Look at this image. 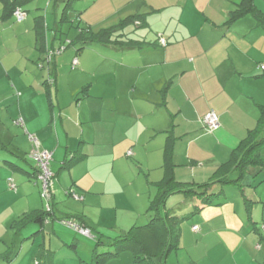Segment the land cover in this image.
<instances>
[{
	"label": "crops",
	"instance_id": "obj_1",
	"mask_svg": "<svg viewBox=\"0 0 264 264\" xmlns=\"http://www.w3.org/2000/svg\"><path fill=\"white\" fill-rule=\"evenodd\" d=\"M240 1L75 0L68 12L72 22L63 23L59 13L66 0L54 3L52 22L48 9L53 0H47L39 39L35 17L42 13L30 12L27 5L32 1L24 7L26 19L18 22L10 1L0 0V195L22 201L16 218L45 208L40 182L34 178L35 161L28 157L32 145L21 153L34 135L41 149L53 152L57 218L49 217L32 239L21 235L15 243L10 229L12 240L5 249L12 246L13 256L0 264H34L42 250L53 252L54 264H91L93 241L73 245V233L59 219L82 213L105 234L143 227L151 217L147 209L156 195L155 183L165 176V150L174 177L198 185L229 162L235 149L241 151L244 140L257 135L264 105V27L253 13L231 19ZM253 5L256 12H264V0H253ZM134 14L143 18L137 28L131 23L125 30L141 44L80 52L70 46L47 65L49 50L68 46L67 40L77 35L74 24L97 30ZM68 23L75 29L72 37L63 35ZM75 57L79 64L72 69ZM211 110L218 114L219 126L207 132L202 117ZM16 138H21L19 143ZM72 153L80 159L63 169ZM140 160L150 169L158 167L162 178L144 177ZM10 178L15 189L9 187ZM245 180L244 193L236 191L235 184L226 185L217 207L203 205L190 216L209 210L211 217L180 225L174 252L178 264H222L220 229L229 223L234 236L227 244L237 247L231 264H264V175L247 174ZM226 191L239 193L231 212L220 208ZM217 217L224 222L218 227L211 221ZM142 220L147 222L140 224ZM194 225L201 230L193 231ZM104 264H133V254L123 250Z\"/></svg>",
	"mask_w": 264,
	"mask_h": 264
},
{
	"label": "trees",
	"instance_id": "obj_2",
	"mask_svg": "<svg viewBox=\"0 0 264 264\" xmlns=\"http://www.w3.org/2000/svg\"><path fill=\"white\" fill-rule=\"evenodd\" d=\"M7 1H10L11 14L14 15L15 9L18 7H21L27 12L24 7L33 0ZM74 1L75 0H66L65 7L63 8V12L61 13L59 19L60 22L64 23L70 21L68 18V12L70 8L73 7ZM248 13H253L259 24L264 27V12H256L253 0H241L236 9L232 12L231 19L236 20ZM44 18V14H39L35 17L37 20L36 28L39 33V39H41L43 35ZM142 18L143 17H141L140 14H134L125 17L117 24L100 28L98 31L94 30L91 26L86 27L78 22L76 25H73V27L77 29L78 33L68 43V46L49 50V61L47 65L49 66L56 56L61 54L65 48L70 46H73L76 52H80L85 48H105L107 45L123 44L130 46L134 43L141 44L138 40L135 41L128 38V32L125 28L131 23L136 27V22ZM15 19L17 20L16 17ZM162 40L163 39H161V42ZM74 59L71 65L72 69H76L79 64V62L78 64H74ZM48 66H46V68H48ZM52 80L53 79H51V81ZM83 93L84 90L78 97L82 96ZM259 124L260 126L257 128V135L250 136L252 138L251 140H249V138L244 140L242 143L244 147L241 151L236 153L238 148L235 149L233 153L234 156L229 162L223 163L218 171H216L207 182L198 185L188 186L186 185L187 183L179 182L174 177L173 164L167 150H165V161L163 165L165 168V176L155 183L157 189L156 195L149 202L147 209V211L151 214V217L143 227L134 225L125 232L105 234L98 231L92 224H90L85 215L82 213L72 214L68 217L59 219V221L73 231V236L75 238L73 245H78V241L81 240L79 235L84 236L85 239L93 241L94 258L91 264H104V262H106L109 258L119 255L123 250L132 252L133 264H167L169 255L178 249V240L181 229L180 225L185 221V219L197 213V211L201 209L202 205L218 204L220 200H222V192L225 190L226 185L235 184V186L240 187V191L244 193V189L247 186L246 183H244V179L247 174H251L252 176L264 175V160L260 156V150L262 146H264V105H262V116L259 119ZM171 137L172 135L168 133L167 139L170 140ZM31 150L28 153V157L33 159L30 156ZM79 159L80 156H77L76 153H72L70 157L64 161L62 168H69ZM32 167L35 168L34 178L40 182L41 194V181L37 177L38 168L36 161L35 166L32 165ZM50 168L52 170L51 163ZM52 172L54 173L53 181L55 182L56 173L53 170ZM73 195L75 194L71 193V196ZM172 195H180L181 198H184L185 200L182 199L183 201L177 208H168L166 203L168 198ZM42 199L45 201L43 197ZM53 200L54 188L52 190V198L49 204L50 209L47 207V203L45 201V208L37 209L30 213H24L19 218L13 220L10 226V229L13 231V243L22 237L32 239L37 233L43 230V227L49 220V217L57 219L53 212ZM245 201L249 204L247 196H245ZM247 210L249 214L250 208L247 207ZM68 223L75 224L80 228L88 229L90 234L87 236L83 235L74 227H70ZM194 226L192 227L193 231L199 232L201 230L199 227L198 230H194ZM261 227L263 230L262 236L264 237V224ZM141 229L144 231L139 233ZM13 250L14 248L9 246L5 252L0 253V260L5 262L10 261L13 256ZM48 251H40L34 264H54L53 252L51 250ZM188 264L196 263L191 261Z\"/></svg>",
	"mask_w": 264,
	"mask_h": 264
},
{
	"label": "rangeland",
	"instance_id": "obj_3",
	"mask_svg": "<svg viewBox=\"0 0 264 264\" xmlns=\"http://www.w3.org/2000/svg\"><path fill=\"white\" fill-rule=\"evenodd\" d=\"M54 3H56V0H53V4L51 5L50 9H48V7H47V0H44L41 3H40L39 0H34L31 3H29L27 6H28L30 12H32V13L38 10V12H41L43 14L44 11L48 9L49 21L52 22L53 21V13L52 12H53V9H54ZM64 5H65V3H62L61 4L59 16H61V13H62V10H63ZM99 29L100 28H98L97 31ZM63 31H64L63 32L64 33L63 35H66V37H72L74 35L75 29H71L69 27V23H68V24H66V25L63 26ZM67 41H68V43L70 42V40H67ZM1 127L2 126H1V122H0V130H1ZM1 138L3 140L5 138H7V137H1ZM20 139L21 138H16L15 141L19 143V140ZM7 140L9 141V139H7ZM31 145H32L31 142H28V140H27V142L25 141L24 148H21V150H23V152H21V153L28 152V150H30V148H31ZM158 152H159V150H157V153ZM262 154L264 156V150H263ZM135 163H136V165L139 164V162H137V160H135ZM152 163H154V160H152ZM140 166L142 167V170H143L142 171V175L144 177H146L148 179L150 178V180H153V181L159 180V179L162 178L161 177L162 175L161 176L159 175L161 173L159 171H161V170L158 167L157 168L156 167H153V169H150L149 167H147V162H144L143 160H140ZM154 166H157V165H154ZM144 173L147 174V175L145 176ZM146 178H145V181H146ZM245 178H247V176ZM245 182H246V180L244 181V183ZM150 187L151 186H149V188ZM233 187L236 189V191H239V193H240V187H238V186H233ZM225 189H226V187H225ZM155 191H156V189L153 186V191L151 192L152 195L155 194ZM239 193L232 192V191H230V193H228L226 191V195H225L227 197L226 203H224L225 205L223 204V206H221L220 208L221 209L222 208L223 209H228L231 212L234 209V207H235V204H234L235 203V200H236L235 199V196L237 194H239ZM177 196L178 195H172L167 200L166 205L168 206V208H174V207L177 208L181 204V202L183 200L182 199H178ZM71 198L74 199V197H71ZM21 202L22 201L16 200L15 197H11L9 194L0 195V253L5 252V250H6L5 249V246L11 243V240H12L11 239L12 238V231L10 230V225H11L12 221L16 218L15 217V212L17 211L16 210V207H17V205H20L21 206L22 205V204H20ZM207 206H213L215 208V207H217V204H215V205L208 204ZM202 207H203V205L201 206V208ZM197 213H198V211H197ZM197 213H195V214H197ZM199 216H202V217L204 216L203 218L209 217V216L211 217V215L209 214V210H208V212H206L205 214H202V215L199 214V215H197L195 217H188L187 219H185V224H190L192 221H194L193 220L194 218L198 219ZM216 219H219V217H217L215 219L214 218L211 219V221L215 222V226L218 227V226H221V225H219L220 223H224L222 219H219V220L215 221ZM143 220H142L143 223H140V224H144V223L147 222V221H143ZM228 225L232 226V224H230V223ZM129 226H131V225H128V228H129ZM230 226L227 227V229H220V234L222 235V237L224 239V242L223 243H219V247L217 249L218 250L219 249L221 250V253L219 255V259L220 258H223L222 264H231L233 258L237 254L236 253L237 247L235 248V245L234 244H232V247H231V245L228 246V244H227L228 238H231L232 239L233 236H234V231L232 232V230H231L233 228L230 227ZM64 227H66L70 232L73 233V231L70 228H68L67 226H64ZM79 237L83 241L86 240L84 238V236H82V235H79ZM226 244H227L228 247H225ZM228 250H230V251H228ZM167 262H168L167 264H178L175 261V253L174 252L169 255Z\"/></svg>",
	"mask_w": 264,
	"mask_h": 264
},
{
	"label": "built area",
	"instance_id": "obj_4",
	"mask_svg": "<svg viewBox=\"0 0 264 264\" xmlns=\"http://www.w3.org/2000/svg\"><path fill=\"white\" fill-rule=\"evenodd\" d=\"M14 16L17 18L18 21H23L27 16V12L23 10L21 7H18L14 11ZM162 43H165V41L162 40ZM74 64H78L77 58L74 59ZM260 67L261 69L264 70V63H262ZM202 122L207 132H213L219 126V116L215 111L211 110L202 117ZM29 139L32 143V150L30 152V156L36 161V165L38 168L37 177L41 181V188H42L41 195L45 199L47 203V207L49 208L50 207L49 204L52 198L53 184H54L53 181L54 173L50 168V163L52 160V152L46 149L41 150L38 139L34 135L30 134ZM9 185L13 189L16 187L12 178L9 179ZM68 224L70 227H74L83 235L87 236L90 234L88 229L80 228L79 226L72 223H68ZM194 230H198L197 225L194 226Z\"/></svg>",
	"mask_w": 264,
	"mask_h": 264
}]
</instances>
